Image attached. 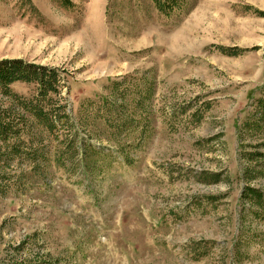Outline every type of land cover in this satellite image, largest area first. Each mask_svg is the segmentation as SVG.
<instances>
[{"label": "rangeland", "instance_id": "1", "mask_svg": "<svg viewBox=\"0 0 264 264\" xmlns=\"http://www.w3.org/2000/svg\"><path fill=\"white\" fill-rule=\"evenodd\" d=\"M5 58L0 264H264V0H0Z\"/></svg>", "mask_w": 264, "mask_h": 264}, {"label": "trees", "instance_id": "2", "mask_svg": "<svg viewBox=\"0 0 264 264\" xmlns=\"http://www.w3.org/2000/svg\"><path fill=\"white\" fill-rule=\"evenodd\" d=\"M58 80L56 70L42 65L30 64L19 58H5L0 60V91L7 95L17 96L13 93L9 85L15 81L34 82L38 86V92L44 96L48 91H55L53 82ZM261 104V116L264 118V101L259 100ZM27 109L34 116L42 118L41 107L27 106ZM21 118L14 105L0 108V139L3 145H7L9 140L18 139L20 129L15 128L14 118ZM12 149L15 147L12 142Z\"/></svg>", "mask_w": 264, "mask_h": 264}]
</instances>
